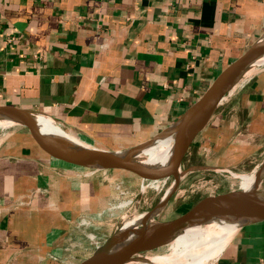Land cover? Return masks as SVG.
<instances>
[{
  "label": "crops",
  "instance_id": "crops-1",
  "mask_svg": "<svg viewBox=\"0 0 264 264\" xmlns=\"http://www.w3.org/2000/svg\"><path fill=\"white\" fill-rule=\"evenodd\" d=\"M261 38L264 0H0V105L105 150L130 147L178 120ZM261 85L264 77L233 98L249 119L222 102L193 142L238 165L242 126L264 128ZM14 133L0 136V264H77L102 243L81 220L103 201L93 175L107 176L57 162ZM209 264H264V222L238 228Z\"/></svg>",
  "mask_w": 264,
  "mask_h": 264
},
{
  "label": "water",
  "instance_id": "water-1",
  "mask_svg": "<svg viewBox=\"0 0 264 264\" xmlns=\"http://www.w3.org/2000/svg\"><path fill=\"white\" fill-rule=\"evenodd\" d=\"M261 58H264V38L253 43L220 70L178 120L167 127H172L174 133L173 152L166 162L154 165L131 159L129 156L132 151L145 145L149 140L132 149L120 151L123 152V156L117 155V151L108 150L105 153H74L42 132L22 124L19 117L28 109L0 105V120L10 122V126L24 132L37 148L57 162L107 177L129 173L142 181H152L154 177L165 173L171 174L172 183L169 192L144 215L145 218L135 228L123 232L118 230L100 244L90 256L77 264H123L135 254L167 244L177 233L192 224L224 220L237 223L238 228H241L264 222V195L258 193V187L264 178V164L257 174L255 187L245 195V199L242 190L210 195L173 218L151 221L176 189L182 163L196 136L207 125L225 94L231 90V86ZM98 160L109 163L115 170L100 164Z\"/></svg>",
  "mask_w": 264,
  "mask_h": 264
},
{
  "label": "rangeland",
  "instance_id": "rangeland-1",
  "mask_svg": "<svg viewBox=\"0 0 264 264\" xmlns=\"http://www.w3.org/2000/svg\"><path fill=\"white\" fill-rule=\"evenodd\" d=\"M253 67L256 68L257 71L247 80L238 83L233 91H228L221 101V103H224L223 106L227 107V111H230V115L238 117L241 120L250 118L248 114L249 109L242 107L244 104L241 105L242 102L240 103L238 102L239 100L233 99L234 96L243 86L251 85L257 78L264 77V65L255 64ZM261 87V89H264V85H261ZM252 94L257 96V94L259 95L260 93L252 92ZM250 107L251 106H249V108ZM6 128H1L0 125V136L7 141L16 133H14V127L7 126ZM168 129L169 128H166L161 131V133L159 132L157 134L158 136L155 135L156 137L154 136L150 139L151 141H149L152 143V141H155L160 136L159 134L162 135V133H165ZM241 132L243 160L234 168L229 167L230 164L236 163L233 161L232 155H227L225 152L218 153L216 161L215 157L217 155H215L214 158L213 155H209L207 143L204 144V141L197 138V140L191 144L184 158L176 189L157 214L151 218V221L155 222L173 218L207 196L228 193L234 191V189L241 190L239 184L240 179L233 176V174L249 175L253 172L256 174L255 171L259 173L262 164H264L262 163L264 162V128H257L256 125L251 127L250 123L247 122L242 126ZM139 144L117 150L108 149V151H125ZM92 146L95 147V149L98 148L106 151L103 148ZM115 173L118 172L115 171ZM93 176V178H98L100 182H104L103 201L90 205L83 219L88 220L87 222L89 223L86 229L87 232L91 233V236H94L93 239H97V241L102 243L108 237L115 234L126 220L128 221L125 227L128 226L130 222H134L133 220V222L130 221L132 218L144 217V215L151 211L169 192L172 183L170 173L168 178L161 183L159 181H142L139 177L129 175V173H120L104 178L103 176ZM258 193L264 195V178H262L258 187ZM135 221L139 220L135 219ZM224 223V221L220 223L221 225H219V227L226 225ZM203 225L204 224H201L198 227ZM217 232L219 233V231ZM173 239L174 238L167 244L135 254L127 260L128 262L126 261L123 264H144L138 259L145 255H167L170 252L169 245Z\"/></svg>",
  "mask_w": 264,
  "mask_h": 264
},
{
  "label": "bare ground",
  "instance_id": "bare-ground-1",
  "mask_svg": "<svg viewBox=\"0 0 264 264\" xmlns=\"http://www.w3.org/2000/svg\"><path fill=\"white\" fill-rule=\"evenodd\" d=\"M256 65H264V58L259 59L256 62ZM256 71L257 69L254 67L247 69L242 74V76L238 78V81H236L231 86V91L234 90L238 83L247 80ZM19 119L22 124L42 132L74 153L107 152L98 148L95 149L92 144H89L88 142L79 139L75 135L64 131L61 129V127L58 128L52 120L41 114L26 110L23 112L22 116L19 117ZM10 124V122L0 120L1 128H6L7 126H10ZM159 135L160 136L155 141H152V143L150 140V143L147 142L145 145H142L138 149L132 151V153L129 155L130 158L138 161H146L151 165L166 162L174 149V133L172 132V127L169 128L165 133H162V135ZM116 154L123 156V152L117 151ZM98 162L106 167H109L110 169H114L109 165V163L105 161L98 160ZM255 172L256 174L253 172L249 175L233 174V176L240 179L239 184L240 189L244 191V199L245 195L249 193L250 190H252L256 185L255 181L257 179L256 177L258 172ZM168 176L169 173L158 175L154 177L152 181H159L161 183L165 181ZM144 218L145 217L132 218L130 221L133 220L134 222H130V224L125 227L128 221L126 220L120 227V232L135 228ZM135 219L139 221H135ZM223 221L224 220L206 223L200 227L198 226L201 224L189 225L184 231L176 234L175 238L169 245L170 252L167 255H145L138 260H141L144 264H209L219 255L234 232L238 229L237 223L229 221H224V224L226 225L219 227V225H221L220 223ZM217 231H219V233Z\"/></svg>",
  "mask_w": 264,
  "mask_h": 264
},
{
  "label": "built area",
  "instance_id": "built-area-1",
  "mask_svg": "<svg viewBox=\"0 0 264 264\" xmlns=\"http://www.w3.org/2000/svg\"><path fill=\"white\" fill-rule=\"evenodd\" d=\"M87 221H88V220L82 219V220H81L82 225H84L85 227H88V226H89V223H88ZM86 235L88 236V238H90L91 240H93V237H94V236H91V233H86ZM100 244H102V243H98V242H97V244H96V248H97Z\"/></svg>",
  "mask_w": 264,
  "mask_h": 264
}]
</instances>
